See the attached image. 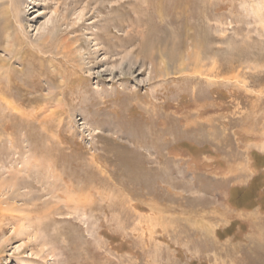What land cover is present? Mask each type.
I'll use <instances>...</instances> for the list:
<instances>
[{
	"label": "rangeland",
	"instance_id": "obj_1",
	"mask_svg": "<svg viewBox=\"0 0 264 264\" xmlns=\"http://www.w3.org/2000/svg\"><path fill=\"white\" fill-rule=\"evenodd\" d=\"M0 264H264V0H0Z\"/></svg>",
	"mask_w": 264,
	"mask_h": 264
},
{
	"label": "bare ground",
	"instance_id": "obj_2",
	"mask_svg": "<svg viewBox=\"0 0 264 264\" xmlns=\"http://www.w3.org/2000/svg\"><path fill=\"white\" fill-rule=\"evenodd\" d=\"M31 4V3H30ZM33 4V3H32ZM35 6V5H34ZM33 7H31V8H29V9H32ZM3 25L4 26H10L11 24H10V22H5V23H3ZM16 31V30H15ZM97 38V37H96ZM16 39V38H15ZM11 45H12V43H11ZM17 45V44H16ZM13 47V46H12ZM111 48V47H110ZM2 63V62H1ZM183 76V75H182ZM82 94V93H81ZM145 96V95H144ZM69 97V96H68ZM40 102V101H39ZM142 111H143V109H142ZM158 136H159V134H158ZM151 141V140H150ZM49 161V160H48Z\"/></svg>",
	"mask_w": 264,
	"mask_h": 264
}]
</instances>
